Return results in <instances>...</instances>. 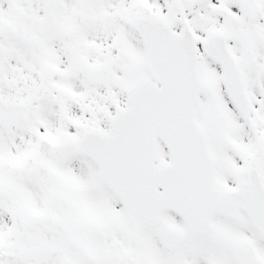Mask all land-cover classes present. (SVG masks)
<instances>
[{
    "label": "snow or ice",
    "instance_id": "6c2138e0",
    "mask_svg": "<svg viewBox=\"0 0 264 264\" xmlns=\"http://www.w3.org/2000/svg\"><path fill=\"white\" fill-rule=\"evenodd\" d=\"M0 264H264V0H0Z\"/></svg>",
    "mask_w": 264,
    "mask_h": 264
}]
</instances>
